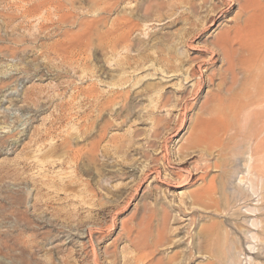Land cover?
Returning a JSON list of instances; mask_svg holds the SVG:
<instances>
[{"label":"rangeland","instance_id":"374dc122","mask_svg":"<svg viewBox=\"0 0 264 264\" xmlns=\"http://www.w3.org/2000/svg\"><path fill=\"white\" fill-rule=\"evenodd\" d=\"M142 1L0 0V264H211L191 250L199 228L215 226L212 245L220 232L235 240L222 229L219 192L204 208L192 201L209 182L239 196L226 167L242 166L243 129L256 110L264 118V0L242 32L244 60L228 95L211 42L242 16L237 4L193 36L192 17L166 18L188 17L189 0H162L173 7L159 18H143ZM97 10L136 24L128 50L111 58L92 48L68 63L48 53ZM188 153L195 157L181 165ZM187 170L194 177L181 182ZM165 213L172 220L157 242ZM89 226L100 230L92 240Z\"/></svg>","mask_w":264,"mask_h":264},{"label":"bare ground","instance_id":"6f19581e","mask_svg":"<svg viewBox=\"0 0 264 264\" xmlns=\"http://www.w3.org/2000/svg\"><path fill=\"white\" fill-rule=\"evenodd\" d=\"M231 4L238 6V12L242 16H237L236 21L231 28L223 30L218 34L214 40L211 42V46L215 48L214 52L218 53L212 54V59L217 56V59H221L223 66L220 70V85L224 95H228L231 92L233 86L236 85L235 77L237 76L238 66L242 64L244 57L242 56L245 48H242V43L240 39L242 32L245 29L247 21L253 17V12L258 7H262L263 4L260 0H217L214 2L212 0H202V3H197L194 0H189L187 2V16L184 13H180L176 16L175 12L169 13V24H172L179 20L193 18L191 24L189 25L190 33L196 36L204 33L214 27L222 17L220 15V9L226 4ZM173 3L165 2L162 0H143L141 4L140 12H142L143 18H148L151 15H156L159 18L162 12L166 8H172ZM102 9V8H101ZM99 9V10H101ZM99 10L94 11L93 18L82 25L74 33L65 32L61 34V40L55 45L49 47L48 53L53 54L57 59L63 60L66 63L71 61V59L76 58V56H82L88 49L94 48L95 50L105 51L110 54L111 58L115 56L112 54L117 48H122L123 50H128V46L131 45L129 42L131 33L136 27V24L127 18H115L110 21L105 20V18L100 14ZM103 10V9H102ZM101 10V11H102ZM99 11V12H98ZM110 13V10H103V12ZM175 16V18H173ZM244 17V19H242ZM173 18V19H172ZM61 19V18H60ZM59 19V24L62 20ZM188 22V21H187ZM45 23V22H44ZM43 24V23H42ZM189 24V23H188ZM46 26H42L40 30H45ZM197 36V37H198ZM236 41L239 46L238 51L233 50L232 41ZM55 44V43H54ZM135 45V42H134ZM246 47L250 48L247 44ZM251 50V48L249 49ZM112 51V53L110 52ZM211 52V51H210ZM212 53V52H211ZM254 58V54L250 56ZM201 74V73H200ZM199 78L202 79V75ZM194 74H190L193 76ZM233 83V85H231ZM202 84L200 81L199 85ZM83 95H85L83 93ZM166 103L161 104V107H165ZM249 121V127L243 129L242 139L245 141L246 145H242L241 156L243 157V164L239 167L233 164L232 167H226L229 171L227 181L229 185H234L235 191H237L239 200H236L237 196L228 195L226 193V186H217L213 182L204 184L198 194L193 195V205L206 207L205 203L212 202L215 203L214 197L212 196L216 192L220 193V199L218 203L214 204L218 206V210L221 218L222 229H226L227 235H235V240L230 242H223L219 236L215 239L213 245L211 243L214 225L208 227L204 226L199 228L195 236L192 237V247L196 253H204L207 255V259L215 262L211 264H264V127L259 128L258 126L264 124L263 111H257ZM200 136L201 133H200ZM202 138V137H199ZM218 141L208 142L206 136H203L204 143L207 146L214 145ZM84 149L78 155V160L85 161ZM240 156V157H241ZM195 157L194 153H188L184 155L185 161L183 164H187L188 161ZM233 163V162H232ZM156 169L157 164L151 163ZM222 166V165H221ZM152 167H148L143 175L149 177L152 174ZM218 167V165H216ZM181 168V167H180ZM224 168V167H223ZM208 166L202 168L203 172H206ZM158 173V172H157ZM194 177V174L187 170L185 178L181 181H188ZM180 179V175H177ZM232 179H234L232 181ZM226 183V182H225ZM223 185V184H220ZM219 190V191H218ZM234 197V198H232ZM237 197V198H238ZM242 202V204H239ZM121 203H124L122 201ZM256 203V204H254ZM107 208L98 209V214H104ZM84 218V217H83ZM172 219L165 213L161 219V226L157 232V242L166 241V223ZM142 224L140 221L139 225ZM95 227L89 226L86 228L87 236L89 240H92L94 234L99 233ZM230 232V233H228ZM80 235V234H79ZM82 233L80 236H82ZM79 236V237H80ZM129 242L133 244L134 238L130 237ZM192 254V251L189 253ZM243 257V258H241ZM193 256L190 255L187 259L189 261ZM94 261L96 260L93 258ZM132 260V259H131ZM182 261H180L181 263ZM179 262H171V264H178ZM96 264V262H95Z\"/></svg>","mask_w":264,"mask_h":264}]
</instances>
